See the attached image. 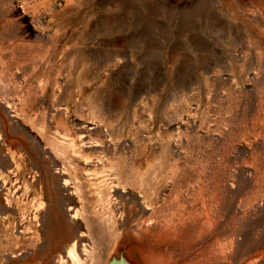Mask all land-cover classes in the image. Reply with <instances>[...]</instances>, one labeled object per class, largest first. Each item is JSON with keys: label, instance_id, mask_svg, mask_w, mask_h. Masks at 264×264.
<instances>
[{"label": "rangeland", "instance_id": "374dc122", "mask_svg": "<svg viewBox=\"0 0 264 264\" xmlns=\"http://www.w3.org/2000/svg\"><path fill=\"white\" fill-rule=\"evenodd\" d=\"M74 241L264 264V0H0V264Z\"/></svg>", "mask_w": 264, "mask_h": 264}, {"label": "bare ground", "instance_id": "6f19581e", "mask_svg": "<svg viewBox=\"0 0 264 264\" xmlns=\"http://www.w3.org/2000/svg\"><path fill=\"white\" fill-rule=\"evenodd\" d=\"M71 247L68 250V255L70 256L71 260H72V264H84L83 261L81 260L76 246H77V242L74 241L72 245H70ZM59 259V258H58ZM61 264H66V260L64 259L63 256H61Z\"/></svg>", "mask_w": 264, "mask_h": 264}]
</instances>
